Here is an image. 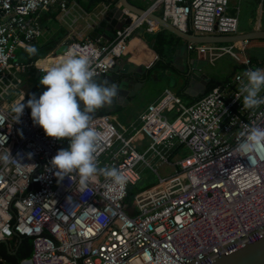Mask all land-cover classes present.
I'll use <instances>...</instances> for the list:
<instances>
[{
	"label": "built area",
	"instance_id": "1",
	"mask_svg": "<svg viewBox=\"0 0 264 264\" xmlns=\"http://www.w3.org/2000/svg\"><path fill=\"white\" fill-rule=\"evenodd\" d=\"M229 4L155 0L146 9L161 11L164 20L183 31L238 34L239 17L228 12ZM76 6L74 0H0V155L10 151L13 156L7 163L0 160V243L32 239L31 256L19 264H209L258 239L264 234V147L245 155L238 146L244 140L241 133L264 127V105L244 109L243 96L235 97L245 70L260 68L242 56L247 43L188 44L191 52H209L212 62L230 55L245 65L231 81L215 85L194 103L167 88L128 126L111 113L92 117V126L103 136L98 167H117L126 183L99 174L86 186L76 173L58 180L50 161L69 141L46 136L27 109L15 121L10 98L22 91L30 66L46 71L37 60L22 62L16 54L42 35L39 15L61 10L67 16ZM125 14L132 22L111 41L80 33L59 56L69 51L88 55L95 77L109 73L117 59L130 55L139 29L158 27L145 14L126 9ZM173 109L170 119L167 113ZM181 148L189 155L179 157ZM164 165L174 170L161 176ZM143 169L158 174L159 181L130 197L144 178ZM241 185L250 186L242 190Z\"/></svg>",
	"mask_w": 264,
	"mask_h": 264
},
{
	"label": "clouds",
	"instance_id": "2",
	"mask_svg": "<svg viewBox=\"0 0 264 264\" xmlns=\"http://www.w3.org/2000/svg\"><path fill=\"white\" fill-rule=\"evenodd\" d=\"M26 51L32 56L38 49L28 46ZM243 76L246 80L241 81L235 97L240 100L243 96L244 109H257L264 105V96L260 95L264 90V69H248ZM39 83L46 86L39 98L33 94L26 104L20 102L12 110L18 122L24 108L29 107L33 123L42 127L46 136L69 141L68 147L59 149L50 161L58 180L76 173L80 185L86 186L99 174L115 184L126 183L127 177L117 167H98L97 150L103 136L91 123L92 114L97 109L113 103L119 93L118 85L97 82L91 58L73 51L50 66ZM241 135L244 140L238 147L245 155L264 147V127L253 126ZM12 158L10 151L0 155V160L5 163ZM250 163L255 164V161L250 159ZM249 186L241 185V189Z\"/></svg>",
	"mask_w": 264,
	"mask_h": 264
},
{
	"label": "crops",
	"instance_id": "3",
	"mask_svg": "<svg viewBox=\"0 0 264 264\" xmlns=\"http://www.w3.org/2000/svg\"><path fill=\"white\" fill-rule=\"evenodd\" d=\"M74 1L77 3V6L72 8L67 16H65L64 12L61 10L44 12L39 15L38 23L43 31L37 42L32 45L38 49V52L36 55H29V61L27 60L22 62H30L36 58L39 62V66L42 67L47 62L54 64L56 61L63 59L64 56L59 55L66 51L67 46L74 39H77V37L79 38L80 33L84 36L94 38L92 33L100 20L97 19L95 22L91 21L92 18H95V14L107 8L105 10L106 12L108 9L113 7V4L111 5V2L106 0H100L97 4H95L92 0ZM129 1L138 7L147 8L155 0ZM118 6H120V4ZM243 7L245 9V4L244 6L243 4L241 5V0H230L228 12L239 17ZM258 12L260 13V16H262L261 19L258 18V21H253L252 18L249 17L247 20L248 24L243 27H240L239 21V33L250 32L253 30H264V6L262 7V5H260ZM156 14L161 16V11H157ZM76 18L79 19L74 24L73 20ZM88 22L92 23L91 28H88ZM96 40H100L103 43L109 42V40L103 37ZM131 48V52L134 54L135 62L139 66L145 67L148 70V75L145 77V82L142 85L137 86V92L133 101L127 107L118 108L115 113H111L117 122L122 126H128L132 122L136 121L151 103L159 99L165 89L170 88L177 94L186 82L187 89L193 79L191 77L193 72H198L200 76L206 75L210 79L217 78L218 80H222L225 78L212 77L204 68L208 61L212 62L209 52H191L188 49V44L186 42L159 26L155 28L154 31H149L147 27L139 29L134 35ZM241 54L242 56L244 55V57L256 58L258 60L259 67L264 69V55L246 53V47ZM232 59L234 65L229 68H233L232 71H230V74L233 72H239L245 68L244 64L238 62L233 57ZM37 70L38 74H42L39 69ZM225 73L221 71L219 75L222 76ZM23 79L24 84L22 85V91L13 93L10 98L12 104L8 105L14 106L20 102L26 103L33 94L39 98V87L34 84L31 85L30 82L25 81L24 76ZM137 82L138 79L136 77L134 84L129 85L130 88L133 89ZM194 98L197 97H192L187 94V97L182 100L189 104ZM101 111H105V109H100L99 113Z\"/></svg>",
	"mask_w": 264,
	"mask_h": 264
},
{
	"label": "water",
	"instance_id": "4",
	"mask_svg": "<svg viewBox=\"0 0 264 264\" xmlns=\"http://www.w3.org/2000/svg\"><path fill=\"white\" fill-rule=\"evenodd\" d=\"M106 1L111 2L113 7L104 12L95 26L92 33L95 39L103 37L111 41L118 30L129 25L132 19L125 14L126 9L137 15L145 14L147 18L156 22L159 27L168 30L187 44H233L264 40V30H253L233 35H199L194 32L181 30L164 20L162 16L149 12L146 8L133 5L129 0H119L117 4H114L112 0ZM119 4L120 6H118ZM134 59V54L131 52L130 55L117 59L109 73L101 77H95L97 82L107 81L109 85L116 84L119 88V93L114 98L113 103L100 109H105L107 113H115L118 108L127 107L133 101L137 92V86L142 85L145 82V77L148 75V70L145 67L139 66ZM197 73L193 72L191 74L193 79L190 82V86L185 90V93L192 97L206 94L210 85L209 77L206 75L200 76ZM136 77L138 82L131 89L129 85L134 84ZM100 109H97L92 114V117L97 116ZM129 212L133 213V208H129ZM1 243L9 244V241L4 240ZM209 264H264V234L253 242L241 244L232 251L218 256Z\"/></svg>",
	"mask_w": 264,
	"mask_h": 264
},
{
	"label": "rangeland",
	"instance_id": "5",
	"mask_svg": "<svg viewBox=\"0 0 264 264\" xmlns=\"http://www.w3.org/2000/svg\"><path fill=\"white\" fill-rule=\"evenodd\" d=\"M242 4L243 6L245 4V9L243 7V10H241V14L239 16L240 27H243L246 24H248L247 20L249 17H251L253 21L256 20L258 21V18L261 19L262 16H260L258 9L260 5H262V7L264 6V0H241V5ZM246 53H256V54L264 55V40L261 39V40H254L248 42L246 44ZM16 54L19 61H27V60L29 61L30 59V56L26 50L19 48L17 49ZM233 63H234L233 59L230 55H224L216 59L214 63L208 61L207 65H205L204 68L208 71V73H210L212 77L224 78L230 74V71H232L233 68L231 69L229 68L232 67V65H234ZM221 71H223V73L225 72L226 73L220 76L219 74L221 73ZM42 74H40V76H42ZM45 90H46V86L41 85L38 88V93L42 94V92ZM175 112L176 110L173 109L167 113L170 119L173 118ZM187 155H189V150L187 148H181L179 151V157L187 156ZM177 158H178V154H175L171 159V161L175 163ZM173 170H174L173 165H164L161 168H159V173L161 176H164L171 173ZM143 177H144L143 180H141L135 187H133L132 189L133 193H136L138 190H143L150 186L156 185L159 181L158 174L153 173L150 169H143Z\"/></svg>",
	"mask_w": 264,
	"mask_h": 264
},
{
	"label": "trees",
	"instance_id": "6",
	"mask_svg": "<svg viewBox=\"0 0 264 264\" xmlns=\"http://www.w3.org/2000/svg\"><path fill=\"white\" fill-rule=\"evenodd\" d=\"M95 2V4L98 3L100 0H92ZM114 4H117L119 0H112ZM90 9V8H88ZM190 32H193L190 30ZM39 58V57H38ZM36 58L33 59L35 61ZM251 61L253 63H258V60L256 58H251ZM237 72H233L229 75H227L224 79L218 80L217 78H211L210 79V85L207 90L210 91L215 85L217 84H224L232 80V78L235 76ZM40 74H38V70L34 66H30L27 71L24 73V78L25 81L30 82V84L37 85L38 87L41 86L39 83L40 81ZM187 82L184 84L183 88L177 93L179 97L182 99H185L187 97V94H185V89ZM204 95H200L197 98H194L191 103H194L201 99ZM26 104V103H25ZM190 104V103H189ZM24 109H27L31 112V109L29 107H25ZM107 114L106 111H101L99 115ZM133 195V191H130V197ZM33 250V241L31 238H26V237H16V239L13 242H9V244L1 243L0 244V264H3L2 261L6 260L10 264H19L20 260L23 258L29 257L32 254ZM15 252V253H13Z\"/></svg>",
	"mask_w": 264,
	"mask_h": 264
},
{
	"label": "bare ground",
	"instance_id": "7",
	"mask_svg": "<svg viewBox=\"0 0 264 264\" xmlns=\"http://www.w3.org/2000/svg\"><path fill=\"white\" fill-rule=\"evenodd\" d=\"M53 64H51V62H47L46 64H44L42 67H44L45 69H48L50 66H52Z\"/></svg>",
	"mask_w": 264,
	"mask_h": 264
}]
</instances>
